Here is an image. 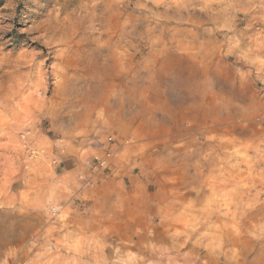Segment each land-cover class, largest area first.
<instances>
[{
    "label": "rangeland",
    "instance_id": "374dc122",
    "mask_svg": "<svg viewBox=\"0 0 264 264\" xmlns=\"http://www.w3.org/2000/svg\"><path fill=\"white\" fill-rule=\"evenodd\" d=\"M0 264H264V0H0Z\"/></svg>",
    "mask_w": 264,
    "mask_h": 264
},
{
    "label": "built area",
    "instance_id": "2783aa9c",
    "mask_svg": "<svg viewBox=\"0 0 264 264\" xmlns=\"http://www.w3.org/2000/svg\"><path fill=\"white\" fill-rule=\"evenodd\" d=\"M111 157L112 154L110 152H105L104 154L96 155L93 161L98 167L107 169L111 166Z\"/></svg>",
    "mask_w": 264,
    "mask_h": 264
},
{
    "label": "bare ground",
    "instance_id": "6f19581e",
    "mask_svg": "<svg viewBox=\"0 0 264 264\" xmlns=\"http://www.w3.org/2000/svg\"><path fill=\"white\" fill-rule=\"evenodd\" d=\"M96 91V88L95 87H92L91 85L89 86V88L87 89V92H88V94H91V93H93V92H95ZM9 112V111H8ZM52 211H55L54 209H52Z\"/></svg>",
    "mask_w": 264,
    "mask_h": 264
},
{
    "label": "clouds",
    "instance_id": "9594fccd",
    "mask_svg": "<svg viewBox=\"0 0 264 264\" xmlns=\"http://www.w3.org/2000/svg\"><path fill=\"white\" fill-rule=\"evenodd\" d=\"M43 91H47V88L45 87V88L43 89ZM42 94H43V92H42Z\"/></svg>",
    "mask_w": 264,
    "mask_h": 264
}]
</instances>
